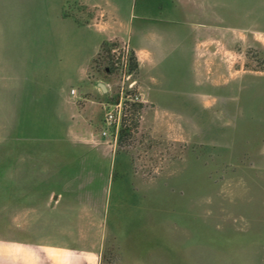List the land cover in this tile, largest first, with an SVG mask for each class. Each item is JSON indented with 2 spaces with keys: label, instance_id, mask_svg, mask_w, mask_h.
Wrapping results in <instances>:
<instances>
[{
  "label": "rangeland",
  "instance_id": "rangeland-1",
  "mask_svg": "<svg viewBox=\"0 0 264 264\" xmlns=\"http://www.w3.org/2000/svg\"><path fill=\"white\" fill-rule=\"evenodd\" d=\"M111 1L121 17L105 20L89 0H0L5 237L93 248L100 264H264V0ZM142 8L149 29L176 31H154L153 101L102 136L135 52L107 42L82 82L68 53L101 23L138 28Z\"/></svg>",
  "mask_w": 264,
  "mask_h": 264
},
{
  "label": "crops",
  "instance_id": "crops-1",
  "mask_svg": "<svg viewBox=\"0 0 264 264\" xmlns=\"http://www.w3.org/2000/svg\"><path fill=\"white\" fill-rule=\"evenodd\" d=\"M93 6L100 7L102 18H117L119 15V7L113 5L115 2L111 0H89ZM107 1V2H106ZM133 3V0H130ZM203 2L204 0H200ZM169 3L173 8L180 4L197 3V0H163ZM139 19L141 20L138 28L131 27L130 31H104V24L97 25L98 30L102 31H80L82 38L80 45L76 48L71 47L73 56L68 53L69 58L78 60L77 67L82 69L81 73H77V80L83 81L86 70L90 66L92 60L99 52L104 42L119 40L125 46L132 49L138 59V87L141 88V94L144 100L153 101L147 82V70L151 66H156L161 59V53L166 51L165 44L160 43L159 35L154 31H176L149 29L150 20L146 8L139 11ZM158 20L157 18H152ZM185 19L187 16H185ZM105 23V22H104ZM90 26V25H88ZM147 31H151L150 33ZM153 31V32H152ZM183 31H190L185 28ZM85 34V35H84ZM56 35V34H55ZM54 40V39H53ZM50 43L51 46L55 42ZM87 45V48H86ZM49 47V45H48ZM55 48V47H54ZM87 49V50H86ZM62 59H66V55H61ZM68 58V59H69ZM3 176V175H2ZM1 176V180L3 177ZM3 184V183H2ZM3 205V204H2ZM100 253L93 248H84L69 246L58 242L37 241L31 239L6 238L4 235V207L0 209V264H100Z\"/></svg>",
  "mask_w": 264,
  "mask_h": 264
},
{
  "label": "built area",
  "instance_id": "built-area-1",
  "mask_svg": "<svg viewBox=\"0 0 264 264\" xmlns=\"http://www.w3.org/2000/svg\"><path fill=\"white\" fill-rule=\"evenodd\" d=\"M136 85L137 81L130 75L124 79L120 96L117 98L115 103L110 105V108L107 111L106 124L109 128H105L102 131V136L108 137L110 135V126H114L117 129L119 128L122 120L121 116L125 113V110L128 106H130L132 103L143 102L141 93L137 92L136 90ZM72 92H75V90L73 89ZM112 141H116L115 135L113 136Z\"/></svg>",
  "mask_w": 264,
  "mask_h": 264
},
{
  "label": "trees",
  "instance_id": "trees-1",
  "mask_svg": "<svg viewBox=\"0 0 264 264\" xmlns=\"http://www.w3.org/2000/svg\"><path fill=\"white\" fill-rule=\"evenodd\" d=\"M114 44V43H113ZM112 44V45H113ZM111 45V46H112ZM110 46V45H109ZM110 46V47H111ZM110 47H108V43L107 42H104L101 46V48L106 51L107 53L109 52L110 50ZM100 54V53H99ZM139 68V63H138V59H137V56L135 54H132L131 55V61H130V69L132 70H137ZM123 132V131H122Z\"/></svg>",
  "mask_w": 264,
  "mask_h": 264
},
{
  "label": "water",
  "instance_id": "water-1",
  "mask_svg": "<svg viewBox=\"0 0 264 264\" xmlns=\"http://www.w3.org/2000/svg\"><path fill=\"white\" fill-rule=\"evenodd\" d=\"M100 85H101V87L104 89V91H107V90H108V89H107V86H106L105 83L100 82Z\"/></svg>",
  "mask_w": 264,
  "mask_h": 264
}]
</instances>
